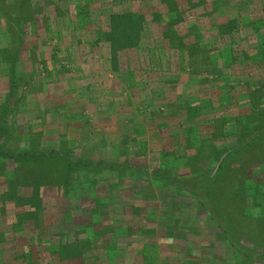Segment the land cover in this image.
I'll return each mask as SVG.
<instances>
[{
	"label": "rangeland",
	"instance_id": "1",
	"mask_svg": "<svg viewBox=\"0 0 264 264\" xmlns=\"http://www.w3.org/2000/svg\"><path fill=\"white\" fill-rule=\"evenodd\" d=\"M10 1L4 0L0 5V147L11 153L53 149L63 154L22 159L18 163L0 155L1 213L16 210L19 216L31 217V223L34 209L39 207L38 204L33 207L26 199L32 196L33 184H38L41 185L40 195L47 194L52 198L40 196L41 207L48 209L45 216H39L41 236L36 237L37 242L47 241L45 238H52L56 232L58 236L49 238L48 244L54 240L66 244L79 239L83 245L100 248L114 238L120 242L112 248L115 250L113 258L123 260L113 264H264L233 254L223 233L210 224L194 197L187 191H178L173 185H162L163 175L159 172L144 169L137 172L139 175L135 179L127 180L131 171L123 163L119 170L74 168L64 181L65 155L73 160L103 159L107 162L123 156L121 159L132 163L149 166L162 163L171 174L186 179L184 181L202 170H216L221 185L214 183V194L230 199L225 202L223 214L227 216L226 213L232 212V219L239 224L236 230L233 228L234 235L243 239L244 244L257 246L261 251L260 247H264V133L240 147L220 169H217L212 153L216 146L223 144L226 133H233V136H225L228 143L235 140L241 123L235 126L234 115L238 121L253 115L264 122V64L244 63L239 60L244 58V52L239 50L237 65L230 72L232 75L222 71L226 70L225 66L211 63L202 66L206 71L200 73L201 79L206 81L207 88L214 87L210 79L215 75L214 81L224 83L228 88L222 90L217 99L211 97L202 102L193 119L185 116V110L179 107L191 106L204 99L198 102L189 99V103L179 105L169 100L163 102L158 90L164 83L151 87L147 99L137 96L139 87L135 95L132 88L118 90L110 83L114 90L106 97L111 98V102L116 101V107L108 108L103 99L105 87L102 81L90 78L86 70L90 67L78 65L73 60L75 48L86 46L85 41L76 39L78 34H85V17L77 14L73 20L68 9L61 8L59 21L47 13L46 24L23 25V19L32 21L38 10L23 9L21 0ZM248 1L258 12L261 8L264 10V0ZM261 26V23L253 24V29ZM254 40L253 51L246 53L253 57L257 50H264V39ZM17 49L18 57L15 56ZM8 62H13L14 67L12 84ZM108 71V75L113 73L109 67L106 73ZM97 74L101 75L100 72ZM250 74L258 75L257 83L245 90L243 80ZM253 89H258V98L250 93ZM219 103H223L224 110L220 109ZM112 111H120L121 117L114 113V119H105ZM221 114L224 117L226 114V122L220 118ZM168 116H174L165 121L174 130L169 136L171 146L175 145L173 149L167 152L163 148L157 154L153 148L147 151V144L139 148L144 142L137 140L133 133L145 130L149 124L158 128L164 121L157 122V119ZM114 127L119 131L116 134L105 132ZM121 137L126 141L129 139L126 148L130 145L132 148L121 152L118 142ZM119 182H122L119 189L126 191L125 196L113 189ZM61 193L67 198H62ZM256 193H260L257 201L263 202L261 207L253 198ZM243 200L247 210L244 214L241 212ZM54 208H57L54 213L48 212ZM95 221L101 224L95 225ZM103 234L106 235L101 240ZM29 235L32 242L33 233L30 231ZM110 253L112 256V250ZM156 260L159 261L151 263ZM93 261L96 264L103 260Z\"/></svg>",
	"mask_w": 264,
	"mask_h": 264
},
{
	"label": "crops",
	"instance_id": "2",
	"mask_svg": "<svg viewBox=\"0 0 264 264\" xmlns=\"http://www.w3.org/2000/svg\"><path fill=\"white\" fill-rule=\"evenodd\" d=\"M9 1L6 0V2ZM21 2L23 9L35 8L38 10V15H34L32 21L23 19V25L46 24L47 13L56 21L62 16L60 14L61 8L68 9V15L73 20H76L77 14L85 17L87 28L85 34H78L75 38L85 41L86 46L75 48L72 54L73 60H76L78 65L90 67L89 70L86 69L90 78L102 81L101 83L105 87L103 91L105 98L103 99L107 101L108 108L116 107L114 105L116 101L111 102L112 99L106 97L114 90L111 89V84L116 85L118 90L132 88L135 95H137V87H139L141 89L137 96L147 99L150 98L151 87L164 83V87L158 90L164 98L162 101L168 102L169 100L170 103L178 105L186 101L189 103V99L194 102L204 99L200 103L206 102L211 97L217 99L222 90L228 87L224 83L218 84L214 81L217 78L215 75L210 79L213 81L214 87L207 88L208 84L201 79L200 73L206 71L202 66L210 63L216 64L218 67L225 66L227 67L226 70H221L226 72L225 74L232 75L230 72L237 65L238 51L252 52L255 44L254 39H264V10L260 6L261 9L258 12L248 0H21ZM3 3L4 0H0L1 6ZM127 9L143 12L146 17L144 26L143 28L140 27L137 37L134 35L135 44L113 50L109 42L105 40V33L103 32L108 27V16L113 11H125ZM169 9L175 11L168 12ZM178 9H181V17H178ZM151 10H153L152 12L159 10L164 14L172 13L173 15L174 13V15L157 18L151 14ZM47 23L50 22L47 21ZM258 23L262 25L260 29H253V24L257 25ZM113 55L116 56L115 59L111 58ZM126 57L130 58L127 59ZM99 66H101L100 70L98 69ZM107 67L113 71L111 76L108 75L109 71L106 73ZM98 72L101 75L97 74ZM113 111L104 118L114 119L115 114L121 117L120 111L118 113ZM164 118L157 119V122L158 120L164 121L161 122L163 125L158 126V128L149 124L145 130L136 134L133 133L137 140L141 139L144 142L143 144L140 143L139 148L146 147L145 144H147V151L153 148L157 154L163 148L167 152L173 149L175 145L171 146L172 141L169 136L173 134L174 130L165 121H169L174 116ZM202 120L206 121L204 118ZM105 132L116 134L119 131L114 127L106 129ZM122 137H125V134ZM122 137L118 141L121 152L123 149L132 148V145L126 148L129 139L126 141ZM123 140L124 142H121ZM122 157L120 156L116 161L113 159L107 162L115 163V165L122 164V166V162L128 166L132 164L133 166L129 167L131 173L127 174V180L135 179L144 169L152 171L154 168L164 166L162 163L159 166H149L142 163L127 162L125 159H121ZM166 163L169 164L170 161ZM122 166L115 168L116 166L107 165V168L119 170ZM122 182L117 183V185L114 184L113 189L121 191L122 195L125 196L126 191L119 189L121 188L119 184ZM132 192L131 197H133ZM41 197L44 199L52 198L47 194ZM37 207L39 208L34 209L36 214L33 213L31 223L29 221L31 217L19 216L16 210L11 211V213L8 212V214L3 211L1 213L0 210V264H94L93 260L100 258L103 261L96 264H113L117 260H123L122 258H113L115 250L112 248L120 242L114 239L109 244L106 243L105 247L93 248L90 246L83 256L61 258L56 251V247H61V241L56 242L54 240L50 244L47 242L49 238L55 239L58 233H53L52 238H45L47 241H36V237L41 236L39 216H45L48 209L39 205ZM56 209L48 212L54 213ZM25 219L27 222H24ZM25 225H28V228ZM30 231L33 233L31 235L32 242L30 241ZM108 234L111 235L110 232ZM116 237L117 234H115ZM102 250L104 251L102 252ZM111 250L112 256H110ZM132 256L135 258V253ZM157 261L159 260L151 263H157Z\"/></svg>",
	"mask_w": 264,
	"mask_h": 264
},
{
	"label": "trees",
	"instance_id": "3",
	"mask_svg": "<svg viewBox=\"0 0 264 264\" xmlns=\"http://www.w3.org/2000/svg\"><path fill=\"white\" fill-rule=\"evenodd\" d=\"M152 11L153 10H151V12ZM174 11L175 10L173 9H169L168 12H174ZM177 13H178V17H181V9H178ZM151 14L155 15V17L157 18H160V17L165 18L166 16L171 17L174 15V13L173 15L172 13L164 14V13L159 12V10L158 11L156 10L155 12H152ZM108 18H109L108 27L106 30L103 31L105 33L104 37H105V40L109 42L110 47L113 50H116L118 48L132 46L133 43L135 44L136 39H134V35L135 37L138 36L140 27L143 28L144 26L143 24H144L146 17L143 12H139L138 10H133V9H127L125 11H113L109 14ZM139 23H140V26H139ZM98 31L100 32V29ZM242 54L244 58L243 59L239 58V60L243 61L244 63H247L249 61L250 62L254 61L257 64L258 63L264 64V50H261V49L257 50L256 55L254 57L247 55L246 53H242ZM15 56L18 57V49L16 50ZM111 58L115 59L116 56L113 55ZM8 63H9L10 84H12V82L14 81V78H13L14 75H12L14 71V67L12 66L13 62L11 63L8 62ZM257 77H258L257 74L255 76L254 74L252 75L250 74L244 77L243 87L246 88L244 89L248 90L249 87H255L257 83L255 79ZM257 92H258V89H253L252 91H250V93L253 95L254 98L259 97V93ZM200 105L201 103L199 102V103H194L191 106L188 105L186 107L184 105H181L179 108H183L185 110L184 111L185 116L193 119L196 117L197 112L200 110ZM210 105H213V104L210 103ZM219 107L222 110H224L225 108L223 103L221 104L219 103ZM212 108H215V106H213ZM252 109L253 110L255 109L254 106ZM223 114H221L220 118L223 117L226 122L227 120L226 114H225V117L222 116ZM233 120H234L235 126L237 123H241L240 124L241 131L239 130L238 133L236 132V134L234 135L235 140L232 143H228V141H226L227 138H225V136H229V135L233 136V133H226L225 135H223V141H222L223 144H221L220 147L216 146L214 148L212 157L214 160H216L218 164L217 169H220L224 161H226L232 155L237 153L240 147L246 144H249L252 140H255L261 137L262 134L264 133V122H261L260 119L256 118L253 115H251V117L248 116L246 120H241V121H238V117L234 115ZM236 131H237V128H236ZM58 154L62 156L63 153L61 151H55L53 149H51L50 151H44V152L24 150L22 152L18 151V152L11 153L9 150L2 149L0 147V155H3L6 159L14 163H18L22 159L24 160L33 159L34 160L41 156H47L48 158H52ZM69 158L70 157H68L67 155L64 156V160L66 164V172L64 174L65 176L64 181L65 179H67L69 172L74 168L88 170V169H93V167L96 169H102L103 167H107V165L116 166L115 168H119V166H122V164L115 165V163L106 162L103 159L92 160V159L76 158L73 160ZM126 166L132 167L133 165L129 164V166L128 165ZM152 171L159 172L163 175L162 178L164 181L162 185H168V184L173 185L174 188H176L178 191H181V190L187 191L194 197L200 209H202L206 213L207 220L210 222V224L214 226L215 229H218L219 232L223 233V238L226 240L227 245L232 248L233 254H236V256L239 255V257L243 256L242 258L244 259L248 258L250 261H253V262L254 261L264 262V252L263 253L261 252V251H264V247H260L261 251H259V248L257 246L253 247V246L244 244L243 239L240 240L239 236H235L233 233V228L236 230V226H239V224H236L234 220L232 219L233 213L231 212L230 215L226 213L228 217L223 214V209L226 206L225 202L228 200L230 201V199L225 198L224 195L222 197H218L216 194H214V191H215V189H213L214 183L217 185L218 184L221 185L219 182V179H217L218 171L216 172V170L215 171L213 170L203 171L202 170V172L195 174L191 179L187 181H184L186 180L184 178L177 177L176 175L174 176L164 166H159L157 168H154L152 169ZM40 186L41 185L33 184V187L31 189L32 196L29 199H26L27 201L30 200L28 203H31L33 206H36L38 204L41 207L39 203L40 202ZM258 194L260 193H256L253 196L256 202H258L257 201ZM36 196H37V199H36ZM61 196L62 198L64 197L67 198L66 194L61 193ZM258 203L260 204V207H261V203L263 202H258ZM245 206L246 205L243 200V205L241 209V212L243 214L246 213L247 211L245 209ZM96 223L101 224L98 221L94 222L95 225ZM104 235L105 234L100 235V239ZM111 239L113 240L114 238H111ZM89 248L90 246L83 245L80 243L79 239H76L74 242H70V243L68 242L66 244L62 243L61 247L59 248L56 247V251L59 253L61 258H66L70 256H83L84 252L88 251ZM96 254L98 255L97 251H96Z\"/></svg>",
	"mask_w": 264,
	"mask_h": 264
}]
</instances>
